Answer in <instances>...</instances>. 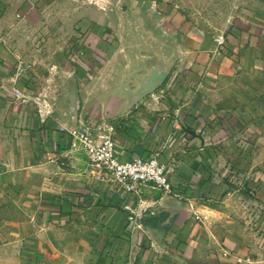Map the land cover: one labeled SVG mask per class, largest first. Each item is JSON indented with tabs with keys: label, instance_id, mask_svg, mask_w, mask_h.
Wrapping results in <instances>:
<instances>
[{
	"label": "crops",
	"instance_id": "1",
	"mask_svg": "<svg viewBox=\"0 0 264 264\" xmlns=\"http://www.w3.org/2000/svg\"><path fill=\"white\" fill-rule=\"evenodd\" d=\"M34 1L0 0V264H264V4L241 7L223 42L188 36L164 83L131 105L140 83L115 75L140 76L151 52L114 65L109 56L82 82L64 59L50 67L63 81L12 70L13 18ZM100 120L116 123L121 161L158 152L164 164L180 148L203 168L207 153L221 164L243 152L247 185L259 190L230 192L245 202L234 210L195 202L183 180L171 178L172 194L127 189L71 147L69 129ZM211 132H244L245 148L232 135L209 146Z\"/></svg>",
	"mask_w": 264,
	"mask_h": 264
},
{
	"label": "rangeland",
	"instance_id": "2",
	"mask_svg": "<svg viewBox=\"0 0 264 264\" xmlns=\"http://www.w3.org/2000/svg\"><path fill=\"white\" fill-rule=\"evenodd\" d=\"M34 2V7L29 9L26 17L20 18L15 12L13 18L14 57L7 58L13 65L12 70L23 68L39 72L43 78L48 77L47 74L51 75L50 81L54 77L63 81L65 78L59 76V69L52 70L50 67L64 59L65 64L61 65H71L81 82L88 75H96L103 64H108L109 56H114L110 61L114 65L122 62L124 53L148 54L151 46L162 49L168 57L173 56L175 66L178 61L176 50L180 49L188 36L207 39L219 37L241 7L249 6L261 11L264 4V0ZM2 60L0 66L5 65ZM211 133L207 140L209 146H216L218 140L223 145L232 135L237 147L242 150L245 148L244 132H221V136L216 139H213L214 132ZM185 155L179 148L172 159L164 161L165 170L171 183L172 179L183 180L194 201L199 204L243 210L245 202L230 198L228 194L235 191L245 196L249 191L256 193L259 190L257 182L247 185L243 152V157L237 163L223 158L221 164H215L213 158L219 156V152L207 153L203 168L199 167L196 153L188 157ZM230 162L232 169L229 168ZM253 206L259 205L255 202Z\"/></svg>",
	"mask_w": 264,
	"mask_h": 264
},
{
	"label": "built area",
	"instance_id": "3",
	"mask_svg": "<svg viewBox=\"0 0 264 264\" xmlns=\"http://www.w3.org/2000/svg\"><path fill=\"white\" fill-rule=\"evenodd\" d=\"M220 36L219 42H223ZM116 123L108 120L81 122L68 130L71 147L81 150L89 170L119 181L127 189L139 192L141 186H151L172 194L173 187L158 152L148 158L135 156L121 161L114 154Z\"/></svg>",
	"mask_w": 264,
	"mask_h": 264
},
{
	"label": "water",
	"instance_id": "4",
	"mask_svg": "<svg viewBox=\"0 0 264 264\" xmlns=\"http://www.w3.org/2000/svg\"><path fill=\"white\" fill-rule=\"evenodd\" d=\"M148 50L155 55L156 60L153 64H149L147 66V70L140 76L130 73L126 75V73L122 72H119L115 75V84L117 85L123 80H129L130 82H133L136 79V81L140 83L136 89L133 87H131L132 89H128L132 96L131 105L160 87L166 80L173 66V62L170 60V58H168L162 49L158 48L157 46H151L148 48Z\"/></svg>",
	"mask_w": 264,
	"mask_h": 264
},
{
	"label": "trees",
	"instance_id": "5",
	"mask_svg": "<svg viewBox=\"0 0 264 264\" xmlns=\"http://www.w3.org/2000/svg\"><path fill=\"white\" fill-rule=\"evenodd\" d=\"M165 213V212H164Z\"/></svg>",
	"mask_w": 264,
	"mask_h": 264
}]
</instances>
